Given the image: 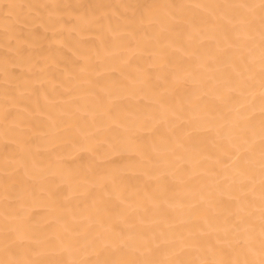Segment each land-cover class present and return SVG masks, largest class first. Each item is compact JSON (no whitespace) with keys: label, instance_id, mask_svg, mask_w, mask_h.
I'll list each match as a JSON object with an SVG mask.
<instances>
[{"label":"bare ground","instance_id":"1","mask_svg":"<svg viewBox=\"0 0 264 264\" xmlns=\"http://www.w3.org/2000/svg\"><path fill=\"white\" fill-rule=\"evenodd\" d=\"M0 264H264V0H0Z\"/></svg>","mask_w":264,"mask_h":264}]
</instances>
